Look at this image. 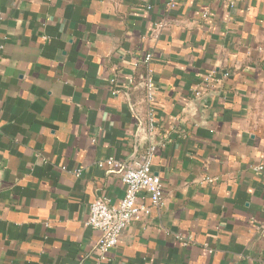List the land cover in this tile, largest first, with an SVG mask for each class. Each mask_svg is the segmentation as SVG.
I'll use <instances>...</instances> for the list:
<instances>
[{"label": "crops", "instance_id": "0c3cea01", "mask_svg": "<svg viewBox=\"0 0 264 264\" xmlns=\"http://www.w3.org/2000/svg\"><path fill=\"white\" fill-rule=\"evenodd\" d=\"M146 53L163 203L99 262ZM0 264H264V0H0Z\"/></svg>", "mask_w": 264, "mask_h": 264}, {"label": "built area", "instance_id": "2783aa9c", "mask_svg": "<svg viewBox=\"0 0 264 264\" xmlns=\"http://www.w3.org/2000/svg\"><path fill=\"white\" fill-rule=\"evenodd\" d=\"M151 54L146 53L141 64L145 66L143 73L131 75L127 81V89L140 87L143 90L144 112L138 120L137 132L142 133L149 140L144 151L127 164H121L112 157L106 158L105 163L119 170V179L124 185V194L115 205L107 198L99 197L90 205L86 224L99 232L96 244V254L99 262L107 259L108 251L116 246L119 237L126 226L134 220L146 217L149 207L137 201L138 194L144 193L149 199L150 206L160 207L163 203V187L160 177L152 170V159L157 143L155 140V88L149 64ZM137 65V64H136ZM209 80V76L205 81ZM201 92L195 91L196 96ZM129 99V94L126 92ZM208 182L212 180L206 179Z\"/></svg>", "mask_w": 264, "mask_h": 264}, {"label": "water", "instance_id": "95a60500", "mask_svg": "<svg viewBox=\"0 0 264 264\" xmlns=\"http://www.w3.org/2000/svg\"><path fill=\"white\" fill-rule=\"evenodd\" d=\"M145 141H147L146 138L143 139V143H144ZM140 145H142V142L140 143ZM133 157H134V154H133ZM133 157H132V158H133Z\"/></svg>", "mask_w": 264, "mask_h": 264}]
</instances>
